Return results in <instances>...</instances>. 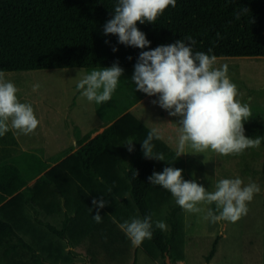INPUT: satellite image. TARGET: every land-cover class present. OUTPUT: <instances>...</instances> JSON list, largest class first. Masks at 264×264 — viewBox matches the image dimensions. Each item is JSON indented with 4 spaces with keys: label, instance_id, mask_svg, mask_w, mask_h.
Returning a JSON list of instances; mask_svg holds the SVG:
<instances>
[{
    "label": "trees",
    "instance_id": "1",
    "mask_svg": "<svg viewBox=\"0 0 264 264\" xmlns=\"http://www.w3.org/2000/svg\"><path fill=\"white\" fill-rule=\"evenodd\" d=\"M117 3L118 0H0V71L77 68L88 73L116 62L124 70L111 100L96 103V114L106 127L91 139L90 134L77 139L79 148L69 156L70 149L44 160L35 152H17L0 143V264H53L36 250L42 244L40 227L66 241L65 231L70 224L72 229L77 228L76 221L80 223L78 230L87 228L93 243L91 251H87L92 262L96 261L98 248L110 254L118 245L125 247L126 235L114 223H122L121 209H112L114 198L124 196L131 198L141 218L152 214L150 243L164 259H171L183 233L182 209L176 202L170 205V192L150 184L148 177L173 167L182 170L184 180L190 179L183 157L161 137L152 143L154 154L162 153L164 161L144 157L142 141L151 129L126 112L147 96L130 82L139 54L177 40L186 44L194 40L195 44L190 45L194 53L204 52L216 58H264V0H176V6H169L154 23H137L150 42L145 49L120 44L116 35H104V25L113 18ZM75 133L78 136L77 129ZM244 134L247 138H263L262 119L249 116L244 120ZM129 140L134 142L131 152L124 146ZM261 176L264 190V154ZM32 181L35 182L29 185ZM55 188L63 194L65 205L56 197ZM102 198L108 204L99 209L102 222L96 223L93 215L97 209L92 201ZM72 203L78 211L71 216L66 207L69 209ZM40 205L43 213L36 209ZM168 206L169 230L164 231L155 227L156 215ZM25 207L33 212L35 223L27 221ZM212 210L216 211L215 203ZM42 216H61V229ZM217 243L218 237L204 264L210 263ZM132 264H136L134 259Z\"/></svg>",
    "mask_w": 264,
    "mask_h": 264
},
{
    "label": "clouds",
    "instance_id": "2",
    "mask_svg": "<svg viewBox=\"0 0 264 264\" xmlns=\"http://www.w3.org/2000/svg\"><path fill=\"white\" fill-rule=\"evenodd\" d=\"M169 6L175 7L176 0H118L114 16L104 25L103 33L118 36V42L126 46L149 48L150 42L136 25L154 23ZM191 44L195 41L186 44L177 40L141 51L131 78L136 91L158 96L154 103L168 111L170 116L180 117L178 155L184 153L186 147L198 153L211 150L223 156L239 155L248 148H258L264 138H247L244 134V120L251 115V110L248 104L237 99L238 89L228 77L227 64L214 67L217 58L204 52L194 53ZM116 50L113 48L114 52ZM123 72L118 62L111 67L93 69L80 76L76 88L88 102L106 103L111 100ZM5 76L6 73L0 71V137L10 130L30 135L37 129L39 120L31 104L19 101V89ZM39 87V84H34L32 90L37 91ZM159 138L157 129L149 131L142 141L145 158L164 161L162 153L154 154L153 151L152 142ZM133 143L129 140L124 145L129 152L134 150ZM148 181L169 191L176 204L188 212L199 213L202 211L198 206L201 203H215L216 211L209 208L204 216L213 224L238 221L247 214V203L260 191L255 182L249 181L245 185L237 177L218 180L215 190L210 192L195 180H184L182 170L173 167H165L160 173L153 172ZM92 204L97 209L93 220L100 223L99 209L104 208L108 201L93 199ZM114 223L134 247L152 238V214L122 223L114 220ZM155 227L166 230L167 225L156 221Z\"/></svg>",
    "mask_w": 264,
    "mask_h": 264
},
{
    "label": "rangeland",
    "instance_id": "3",
    "mask_svg": "<svg viewBox=\"0 0 264 264\" xmlns=\"http://www.w3.org/2000/svg\"><path fill=\"white\" fill-rule=\"evenodd\" d=\"M224 64L228 66V77L237 86L239 93L237 99L241 103L248 104L251 110L250 116H259L264 124V58H217L214 67ZM5 73V79L13 82L19 89L17 93L19 101L31 104L39 120L34 133L16 135L20 150L35 152L46 160L56 157L64 149L73 146L67 127L74 129L73 136L77 138L75 129L78 130L79 126H88L89 123L97 121L94 114L83 112L77 114V110L72 111L71 108L76 101L74 87L80 76L87 73L85 70L71 68ZM130 82L133 84L132 80ZM34 84L40 85L37 91L32 90ZM115 98L122 99L119 96ZM156 101L158 97L152 102L154 113L151 115L152 112L148 110L145 112L146 116L151 115V121L147 122V127L151 130L157 129L164 143L177 152L180 117H172L178 121H167L169 114L159 107L158 103H154ZM7 137L0 138V143L6 145L9 141ZM263 154L264 139L258 148H248L239 155L223 156L211 150L198 153L190 147H186L185 152L180 154L185 161L189 179L195 180L210 192L215 190L218 180L237 177L241 178L245 185L249 181L255 182L260 191L247 203V214L242 215L234 223L220 221L213 224L205 220L204 216L209 208L212 209V204L198 205L202 209L199 213L182 209L183 233L176 252L169 259V264H181V262L182 264H204L205 257L210 252L216 237H218L216 253L209 264H264V190L261 176ZM54 165L55 163L51 164V166ZM57 190L55 188L56 197L61 204L65 205L63 194ZM170 197V205H172L175 199L171 193ZM114 201L112 209H121L122 222L134 217L141 218L129 196L114 198ZM66 208L67 214L71 216L78 211L74 203L69 209ZM169 208V206L162 208L156 215L157 221H163L167 225L164 231L169 230L166 221ZM36 209L38 212H44L41 205ZM43 219L54 224L57 229H61V216L58 219L50 217ZM75 223L79 229L80 223L77 221ZM77 228L72 229L70 224L65 231L66 241L42 231L40 237L42 245L36 250L53 264H132L133 259L136 264H166V258L164 259L161 252L150 243V239H146L141 246L134 247L127 236L124 239L125 247L118 245L110 254L106 250L96 249V261L92 262L89 260L87 251H91L93 243L88 239L87 228L80 230Z\"/></svg>",
    "mask_w": 264,
    "mask_h": 264
},
{
    "label": "crops",
    "instance_id": "4",
    "mask_svg": "<svg viewBox=\"0 0 264 264\" xmlns=\"http://www.w3.org/2000/svg\"><path fill=\"white\" fill-rule=\"evenodd\" d=\"M74 88H75V99H76V101H74V103L71 105L72 111L73 110H77V114H80L81 112H83L85 114L92 113L97 118V121L92 120V121H95V122L94 123H89L88 126H79L80 129L78 128V133L79 134H78V137L77 138H75L73 136V134H74L73 130L74 129H71V128L67 127V130L69 131V134H71V138H72L71 139V142L73 143V146L64 149L60 153H63V152H65V151H67V150L70 149L71 152L69 154H67L68 156L71 153H73L76 149L79 148V145L77 144V139L80 140L84 136L89 135V134H90V139H91L95 135L101 133L104 130V128L106 127V124L104 123V120L101 119L96 114V103L95 102H88L86 98H83L81 96V93H80V91L77 90L76 86ZM157 97L158 96H148L147 95L144 98H142L139 102H137L136 104H134L126 112H130L139 122H141L144 126L147 127V122L151 121L150 120V117L154 113V108H153L152 102L154 100H156ZM146 110L152 112L151 115L146 116L145 115ZM166 113H168V111H166ZM141 115H145V116H141ZM167 121H178V120H176V118L173 119L172 116L168 115ZM16 135H17V133L15 131L13 132V130H10V133L8 135H4V136L0 137V138H3L5 136H8L7 139L9 140V141H7V144L6 145H3V144H1V145L2 146H8V147L15 148L17 150V152H24V151H22V150H20L18 148L20 146H18V142L19 141H18V136H16ZM9 142H11V144H9ZM60 153H58V154H60ZM37 155H39V154H37ZM41 158H43V157H41ZM44 160H46V159H44ZM34 182L35 181H32L29 185L33 184ZM25 216H27V218H26L27 221H29L31 223H35L34 217H33V212L29 208L28 209L26 208V210H25ZM42 231L43 232H48L47 229H45L44 227H40V231H38V232H40V234H41ZM24 237L26 238V240H30V239H28V236H25L24 235ZM40 243H42V241H40Z\"/></svg>",
    "mask_w": 264,
    "mask_h": 264
},
{
    "label": "water",
    "instance_id": "5",
    "mask_svg": "<svg viewBox=\"0 0 264 264\" xmlns=\"http://www.w3.org/2000/svg\"><path fill=\"white\" fill-rule=\"evenodd\" d=\"M166 264H169V257H166Z\"/></svg>",
    "mask_w": 264,
    "mask_h": 264
}]
</instances>
